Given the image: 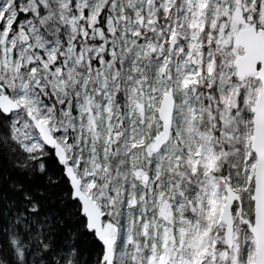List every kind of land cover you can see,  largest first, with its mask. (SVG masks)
I'll return each mask as SVG.
<instances>
[{"label": "snow or ice", "instance_id": "1", "mask_svg": "<svg viewBox=\"0 0 264 264\" xmlns=\"http://www.w3.org/2000/svg\"><path fill=\"white\" fill-rule=\"evenodd\" d=\"M0 264H264V0H0Z\"/></svg>", "mask_w": 264, "mask_h": 264}]
</instances>
